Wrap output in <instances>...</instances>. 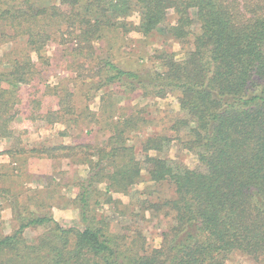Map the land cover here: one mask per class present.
Wrapping results in <instances>:
<instances>
[{
	"label": "trees",
	"instance_id": "obj_1",
	"mask_svg": "<svg viewBox=\"0 0 264 264\" xmlns=\"http://www.w3.org/2000/svg\"><path fill=\"white\" fill-rule=\"evenodd\" d=\"M47 1L0 0V44L25 39L27 49L0 71V141L18 143L0 151L10 160L7 168L0 167V179L19 176L29 155L86 166L88 175L75 189L84 229H65L47 213L23 209L21 194L0 188L1 199L11 195L18 224L12 234L0 237V264H227L236 254L264 264V0ZM159 28L193 49L181 58L164 54L158 67L142 71L125 70L96 49L107 35L147 37ZM52 44L72 49L88 74L74 69L77 93L60 86L61 92H55L59 109L25 121H38L40 128L65 125L61 137L82 121L99 125L89 103L100 91L120 86L154 99L176 96L179 111L170 119V134L148 137L140 158L126 136L146 121L135 116L112 120L110 115L105 125L110 135L103 144L26 149L21 138L29 131L16 136V129L24 127L16 126L17 94L42 71L27 52L42 61ZM99 100L102 114L116 108L105 106L103 96ZM77 102L85 106L79 109ZM175 143L196 157L193 166L170 157ZM144 170L149 182L169 185L174 193L162 203L139 202L146 212L166 210L173 221L154 249L142 229L123 227L127 233H119L92 214L99 186H104L106 204L121 202L113 195L138 200L141 194L134 188ZM29 228L45 231L30 244L23 237Z\"/></svg>",
	"mask_w": 264,
	"mask_h": 264
},
{
	"label": "rangeland",
	"instance_id": "obj_2",
	"mask_svg": "<svg viewBox=\"0 0 264 264\" xmlns=\"http://www.w3.org/2000/svg\"><path fill=\"white\" fill-rule=\"evenodd\" d=\"M48 4L57 3L56 0H48ZM193 16L196 17L195 12ZM169 20L173 24L176 22V16L173 12L169 14ZM133 21L137 23V16L133 17ZM195 33L199 32V28H194ZM193 40V37L190 38ZM96 49L106 55L111 56L115 63L121 68L129 71H142L145 69H155L161 63L160 57L164 54H174L177 58L186 56L193 49L189 43L182 44L178 40L166 34L164 28H159L149 36L144 37L135 32L129 35H120L113 33L107 35L105 39L97 43ZM25 39L17 41L4 40L0 44V71H7L9 63L16 59L20 52H25ZM32 55L35 62L38 63V69L41 68V74L35 83L30 86H24L17 94L18 118L16 126H24L23 129H16V136L22 131H29L28 134L21 138L22 145L26 149H42L57 144L76 145L80 143L103 144L109 137L106 125V119L112 116V120H118L121 116L126 119L130 116L138 117L146 122L140 123L139 131L127 135L128 145L133 146L137 155L141 158L143 155V142L150 136L158 133L170 134V119L179 111V103L176 96L168 99H154L152 97H144L143 92H126L120 86H113L100 91L97 98L93 99L89 106L92 111L97 112L101 123L99 125H85L82 121L78 126H70L67 128L66 137L60 136L61 127L65 129V125L60 124L40 128L38 121H25L32 115L46 113L49 110L57 111L58 98L55 92H61L63 85L72 92L77 93L76 77L79 74H88V67L81 68L82 61L64 46L52 44L46 48V58L42 61L38 60V56L34 53L27 52ZM43 65V66H42ZM39 71V70H38ZM41 83L38 85V83ZM61 86V88H60ZM59 87V89H58ZM84 88V87H83ZM63 95V94H62ZM106 98L105 106L112 105L116 108H109V111L101 113V101L99 98ZM78 97V95H77ZM76 99V98H75ZM80 108L85 105L83 102H77ZM106 111V108H105ZM24 133V132H23ZM13 140L0 141V151L13 147ZM170 157L179 158L186 164L193 166L196 163V157L188 152H182L175 143ZM28 160H22L20 164L19 175L17 177H8L0 179V188L4 190H12L13 193L21 194V201L24 204L23 209L28 206L29 210L52 216L65 229H84L81 222L80 212L75 203L76 186L86 179L88 168L74 164L68 160L48 161L41 159L38 155H29ZM10 160L5 156H0V167H6ZM5 168V169H6ZM4 170V168H2ZM1 170V169H0ZM2 174V173H0ZM97 196L93 197V215L97 219H104L111 223L113 230L119 233H127L123 231V227H131L133 230L142 229L143 235L147 239L149 249L159 248L163 233L168 230L173 221L171 216L167 215L166 210L160 212H146L143 210L144 199L156 203H162L174 197L173 189L166 184L155 185L148 181L146 170L143 171L141 183L135 186L134 190L140 192L141 196L138 200L123 196L113 195L114 199L121 201L106 204L108 197H105L104 186L98 187ZM102 191V192H101ZM10 195V194H9ZM99 200V205L95 202ZM10 199L3 200L0 198V237L12 234L18 227L14 220V212L10 208ZM44 202L41 207L38 203ZM24 215H29L23 211ZM145 216V218H143ZM44 229L29 228L24 232V239L32 244L37 238L44 234ZM134 232V231H133ZM133 232L131 234L133 235ZM227 264H256L250 259L240 254L234 255Z\"/></svg>",
	"mask_w": 264,
	"mask_h": 264
}]
</instances>
